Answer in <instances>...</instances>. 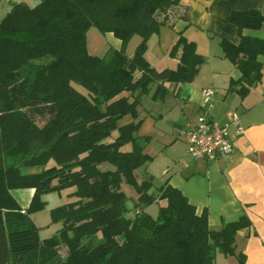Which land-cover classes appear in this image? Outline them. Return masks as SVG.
<instances>
[{
  "label": "trees",
  "instance_id": "trees-1",
  "mask_svg": "<svg viewBox=\"0 0 264 264\" xmlns=\"http://www.w3.org/2000/svg\"><path fill=\"white\" fill-rule=\"evenodd\" d=\"M180 4L15 2L0 23V264H216L218 252L246 264L236 236L250 226L249 217L212 228L209 211L199 215L169 180L155 195L153 175L137 178V171L154 161L146 151L152 136L139 132L142 96L156 86L153 98L164 100L167 83L192 82L206 62L182 33L171 50L180 59L176 70H157L146 57L150 37ZM228 20L240 36L238 45L221 40L224 57L240 72L228 91L246 97L262 80L264 39L243 31L261 29L264 13L235 11ZM92 27L113 33L122 48L90 54ZM135 36L140 41L130 57L127 47ZM126 117L131 120L121 124ZM125 184L139 195L133 209ZM71 187L75 200L52 211L53 222L64 226L40 240L30 215L45 208L44 194ZM23 188L35 190L26 210L12 194ZM161 200L158 217L145 211ZM62 246L68 249L65 257Z\"/></svg>",
  "mask_w": 264,
  "mask_h": 264
},
{
  "label": "crops",
  "instance_id": "crops-1",
  "mask_svg": "<svg viewBox=\"0 0 264 264\" xmlns=\"http://www.w3.org/2000/svg\"><path fill=\"white\" fill-rule=\"evenodd\" d=\"M15 2L35 7L40 0H1L0 23ZM248 9L264 13V0H181L180 5L167 12V24L150 37L146 57L157 70L178 68L180 59L173 57L171 50L180 33L197 44V51L206 58V62L192 82L166 84L171 95L167 96L165 102L170 109L168 114L164 110L160 112L159 122L166 119L171 127L163 129L157 126L159 122L155 124L163 137L161 148L155 154L151 152L153 141L146 148L147 153L154 157L147 171L155 180L160 181L161 186L169 180L171 186L180 190L192 205L197 206L199 215L207 209L212 228H220L224 221H238L244 215L249 217L250 226L238 231L236 236L238 251L245 254L246 264H264V71L261 82L246 97L229 92L230 81L238 78L240 72L224 57L221 46L222 38L236 45L240 43L238 28L228 17L232 12ZM243 34L264 39V25L259 30L245 29ZM133 40L127 47V55L130 57L134 55L139 43L136 41L133 44ZM111 48L120 50L122 41L113 33L103 34L97 27L89 30L90 54L103 56ZM259 60L264 67V55ZM205 87L216 90L212 117L225 123L232 112L236 111L241 117L245 133L236 137L235 129L230 130L234 152L228 157H220L218 160L193 158L189 151L183 155L170 156L169 150L179 140H183L180 137L181 129L189 123L197 122L202 112V90ZM159 158H162L160 162ZM74 191L75 188L71 187L42 196L45 208L30 215L32 223L37 226L40 240L49 239L62 229V222H53L52 211L74 201ZM12 194L22 209L26 210L35 190L16 189L12 190ZM138 196L135 197L136 201ZM226 260L227 264L237 262L235 257H227Z\"/></svg>",
  "mask_w": 264,
  "mask_h": 264
},
{
  "label": "built area",
  "instance_id": "built-area-1",
  "mask_svg": "<svg viewBox=\"0 0 264 264\" xmlns=\"http://www.w3.org/2000/svg\"><path fill=\"white\" fill-rule=\"evenodd\" d=\"M216 90L206 88L202 90V112L197 122L189 123L181 129L180 137L187 143L188 151L193 158L218 160L228 157L234 152L230 130L235 129V136L241 137L245 129L241 124V117L233 111L229 120L221 123L211 115L215 107Z\"/></svg>",
  "mask_w": 264,
  "mask_h": 264
},
{
  "label": "rangeland",
  "instance_id": "rangeland-1",
  "mask_svg": "<svg viewBox=\"0 0 264 264\" xmlns=\"http://www.w3.org/2000/svg\"><path fill=\"white\" fill-rule=\"evenodd\" d=\"M133 44L136 43V41H140V37L137 36L135 38H133ZM170 84V83H169ZM79 90L85 91V89H83L81 86L77 85L76 86ZM155 87H152V91L148 94H144L142 96L141 99V105H140V118L144 119L143 124L141 126L140 129V135L141 136H145V135H150L152 136V148H151V152L152 154H155V152H157L158 150H160L161 148V139L163 137V135L161 136V134L158 132L155 124L157 122L160 121L159 118V114L162 110H164L166 112V114H168L169 112V107L168 104H166L165 99H155L153 98V93H154ZM86 92V91H85ZM170 94V93H169ZM168 94V95H169ZM167 95V96H168ZM171 95V94H170ZM171 100H169L170 103ZM131 118L130 117H126L125 119H123L121 121V124L126 123L127 121H130ZM40 125H42V123L40 122ZM157 126L164 128L167 127H171L169 122L165 120H163L162 122H159ZM159 133L157 136L155 134ZM188 146L186 145V143L183 140H179L178 144L171 150H169V155L170 156H175V155H183L182 153H188ZM189 155V154H188ZM163 157V156H161ZM191 158V157H188ZM162 158H159L158 162L161 161ZM9 163H13L15 159L13 158H7ZM158 162L156 165H158ZM137 178L138 180L143 181L144 177L149 174V170L147 171V166H144L142 168H140L137 171ZM156 182H154V186L153 189L151 190L152 193H154L155 195L159 194V187L161 186L160 181L157 179L155 180ZM71 189V188H70ZM123 190L124 192L127 194L128 196V206L130 207V209L134 207V204L136 202L135 197L138 196L137 192L135 191L134 187L125 184L123 186ZM165 203L164 201H155L153 203H151L150 205H148L145 209V211L147 213L152 214L154 217H158L159 215V211H160V207L164 206ZM134 211L132 212V216H133ZM67 247L62 246L60 248V254L61 256L65 257L67 254ZM226 256L221 254L220 252H218L216 259V264H227L226 260Z\"/></svg>",
  "mask_w": 264,
  "mask_h": 264
}]
</instances>
